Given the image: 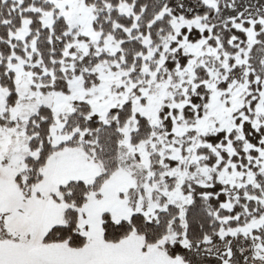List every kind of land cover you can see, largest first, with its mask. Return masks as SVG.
Returning a JSON list of instances; mask_svg holds the SVG:
<instances>
[{
  "label": "snow or ice",
  "instance_id": "6c2138e0",
  "mask_svg": "<svg viewBox=\"0 0 264 264\" xmlns=\"http://www.w3.org/2000/svg\"><path fill=\"white\" fill-rule=\"evenodd\" d=\"M0 264H264V0H0Z\"/></svg>",
  "mask_w": 264,
  "mask_h": 264
}]
</instances>
